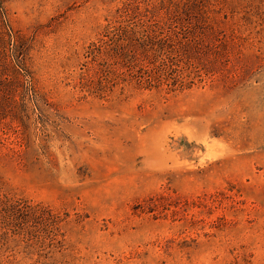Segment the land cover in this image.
<instances>
[{"label": "rangeland", "instance_id": "rangeland-1", "mask_svg": "<svg viewBox=\"0 0 264 264\" xmlns=\"http://www.w3.org/2000/svg\"><path fill=\"white\" fill-rule=\"evenodd\" d=\"M132 1L0 0V194L58 216L0 264H264V0H136L181 89L93 75Z\"/></svg>", "mask_w": 264, "mask_h": 264}, {"label": "trees", "instance_id": "trees-1", "mask_svg": "<svg viewBox=\"0 0 264 264\" xmlns=\"http://www.w3.org/2000/svg\"><path fill=\"white\" fill-rule=\"evenodd\" d=\"M155 8L141 10L133 0L117 9L113 18L107 21L102 37L91 45L88 53L96 66L93 75L98 80L106 78L105 71L109 72L107 66L111 61L120 68H126L129 79L139 85L152 88L160 84L165 79L155 73L161 70L174 74L170 86L179 84L178 88H183V71L173 67L170 51H165L160 45L170 34L163 35L169 32L166 29L168 23ZM57 219V215L40 204L0 194V240L3 242L13 236L31 241L35 238L38 224L47 220L57 222Z\"/></svg>", "mask_w": 264, "mask_h": 264}]
</instances>
